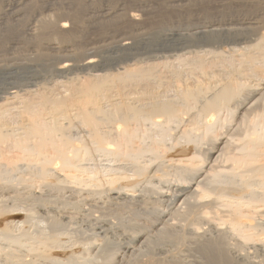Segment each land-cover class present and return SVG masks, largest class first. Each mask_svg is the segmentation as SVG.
<instances>
[{
  "label": "bare ground",
  "instance_id": "obj_1",
  "mask_svg": "<svg viewBox=\"0 0 264 264\" xmlns=\"http://www.w3.org/2000/svg\"><path fill=\"white\" fill-rule=\"evenodd\" d=\"M6 1L3 9H0V40L2 41L0 47H3L0 49V76L5 78L4 85L0 84L2 85L0 92L6 95L3 103L7 109L16 108L17 104L14 100H18L16 98L21 94L32 93L36 87L39 89L34 82L30 81L40 79L45 71L52 72L58 77L70 76L69 78L78 72H98L120 62L119 58L105 54L123 52L122 56L126 58L139 45H144L151 50L155 46H162L163 50L171 51H185L192 47L206 46V48L220 49L221 54L231 53L233 57L236 54L235 47L247 45L246 50L249 52V47L254 43L255 48L252 47V49L257 51H250L258 53V57L261 56L264 62L263 11V13L247 14L239 11L233 13L228 9L229 13H223L221 10L222 13L207 19L197 15L192 19L191 24L186 19L188 24L182 25L183 28L160 23L146 32L145 26L142 25L143 28L139 26L141 24L138 25L137 15L130 9L126 10L124 3L121 2L113 7L98 5V8L91 9L94 7L91 6L90 10L87 3L94 0H41L43 4L41 13L34 10L27 16V8L32 0ZM186 2L187 0H169L168 6L180 8ZM85 10L92 24L124 20L123 23L130 27H124L126 30L120 28L124 30L121 32L110 30L107 33L106 31L101 40L89 43L86 51H83L84 56L79 57L76 50L74 51L70 46L72 43L69 40L72 37L74 39L79 28L82 29L83 26L80 27V24L83 22L81 18ZM54 11L66 12L73 22L51 18L50 14ZM86 18L83 15V20ZM22 23L24 25L22 29H25L23 32L20 30V36L10 38ZM132 25L134 26L131 28ZM76 36L75 38L79 37ZM149 36H153L155 40L148 41ZM46 37L50 39L40 44L42 51L35 45L27 44L29 42L33 44L32 39ZM67 41L71 44H65ZM23 44L27 46L23 48L22 53L20 46ZM206 50L204 49V52ZM250 55H247V58L252 61L253 54ZM247 58L246 61L243 59V62L250 64L251 61L248 62ZM148 68L149 75L151 73ZM144 69L138 71L134 68L135 71H130L123 77L138 76V74L142 77L145 73ZM235 72L237 70L231 73L235 74ZM238 75L240 77L234 75V78L230 75L232 81H229L228 77L227 83L222 84L221 81V85L219 80L222 77H219V86L216 88L214 86L215 89L211 87L214 89V94L208 98L206 94L211 91L209 87V92L207 91L206 94L203 89V91L187 90L188 88L184 90L182 87L181 95H178L179 93L178 96L169 97V95L163 102L154 103V101L146 100L148 102L142 103L141 100L142 104L139 102L137 104L140 106H134V101V107H131V104L128 106L125 104L127 102L112 101L109 104L111 109L107 111L106 108L104 112L102 109L100 111V108H95L97 105L95 101L99 99L97 96H101L105 80L99 77L94 80L86 79L85 83L81 81L83 84L73 87V94L70 93L73 95L72 99L74 97L81 99L77 105H74L79 111L74 110L77 112V118L76 113L71 114L75 115L74 119L81 116V119H78L79 122L75 120L78 123H75L74 129L78 134H82V137L88 135L89 146L86 143L74 144L68 136V139L65 137L63 144L59 145L57 143L59 141L55 138L61 130L56 128V122L46 123L30 119L28 123L23 124L24 122L20 120L22 124L18 129L19 139L16 140V144L13 143L20 151L8 157L3 149L4 145L2 146L6 137L4 133H0V264H264V260L258 263L256 260L253 261L252 257V259H249V256L243 257L239 249L249 244L247 249L252 248L259 253H264L262 226L252 221L253 215L264 219V79L262 82L258 80L261 83L250 85L244 93L241 90L242 85L240 86L242 83H238L243 75L241 76L240 73ZM104 77L107 75L105 74ZM211 84H213L212 80ZM201 87L203 88L204 85ZM30 88L31 90H26ZM202 92L205 94L204 97L201 95ZM96 97L98 99L94 101ZM68 99L65 102L68 103ZM92 102L95 103L91 104ZM192 104L199 105L198 113L201 117H198V113H196L197 120L192 115L188 116V124L182 112L188 108L191 109ZM91 105H94V108ZM197 108L192 106L193 110ZM187 110L184 112H188ZM66 111L64 115L67 118L71 117V114ZM222 111L227 112L224 116L241 115L242 122L243 119L248 118L245 114L254 113L252 115L257 118H253L256 119L254 123L250 121L251 128L249 126V128H241L243 132L239 136L240 140L233 138L237 142L229 139L232 138L230 135L236 134L234 129L237 125H235L233 129L230 127L229 136L227 134L226 137L216 141L213 138L209 139L208 142L212 148L202 150L203 147H199L202 143L194 137L192 127L197 128L196 122L199 124L198 121H200L202 125L199 124L198 127L202 126L201 129L205 130V135H207L206 132H214L216 119L219 120L220 117L217 115L220 112L222 114ZM101 112L104 115L101 116ZM189 113L187 114L190 115ZM181 115L184 116L185 121L181 119L183 118ZM214 117H216L215 122H212ZM140 121L156 126L157 130L170 123L179 125L180 121L188 125L192 124L191 129L180 130V128L178 133V130L175 131L179 135H177L178 138L175 137L176 139L181 137L188 144L192 142L193 146L189 149L180 147L181 149L174 150L173 145V147L161 145L163 141H160L161 143L154 141L149 145L141 142V146H136L135 143L139 139L136 130L130 125ZM103 122L112 123L106 131L104 130L106 127L102 131ZM115 123L121 126L117 124L116 127L112 126ZM99 126L103 127L100 129ZM177 126H175L176 129ZM238 128L237 126V131L240 133L241 129ZM157 130L155 133L158 132ZM157 134H159L158 137H166L160 131ZM177 141L182 143L180 139ZM208 146H210L209 143ZM169 148H172V151ZM164 150L168 151L167 154L161 155ZM91 152L99 153L107 163H104V169L108 174L106 179L102 177L105 179L103 185L95 180L96 183L85 186L84 182H87L89 178L87 181L80 178L81 171H88L80 162V157L91 155ZM31 153L36 156L32 157ZM143 157L144 161L141 159ZM220 159H222L221 162H228V168H225L227 170L220 169L218 163ZM138 160H142L145 164H140ZM216 163L220 167H217V171ZM237 169L244 172L237 173ZM23 173L27 178L24 179ZM91 177L90 180L94 182V178L91 179ZM168 177L173 178L174 183L172 181L171 186H166ZM12 180L18 181V185H12L14 184ZM156 188L160 192L155 190ZM163 188L167 191L165 192ZM154 193L158 199L152 197ZM242 206L245 209L242 210ZM218 216L224 229L218 226L221 223L215 222ZM259 230H262L263 234L258 233ZM226 237L233 238L239 250L234 249L235 245L233 249L229 248Z\"/></svg>",
  "mask_w": 264,
  "mask_h": 264
},
{
  "label": "rangeland",
  "instance_id": "obj_2",
  "mask_svg": "<svg viewBox=\"0 0 264 264\" xmlns=\"http://www.w3.org/2000/svg\"><path fill=\"white\" fill-rule=\"evenodd\" d=\"M101 1L102 0H94V2L87 3V7L89 9H90L91 6H94L93 8H91V9H94V8H98L99 6H102V5H108V6H111L112 5L111 7H113V6L118 5L120 2L121 3H124V8L126 10H129L130 9V11H132V13H134V14L137 15V18L139 19V20H137V22L139 21L138 22V25L141 24L139 26H142V25L145 26V31L146 32L147 31L149 32L150 30H152L151 28L156 27L160 23H165L168 26L169 25H174V26H179V27L181 26V28H183L182 25H185V23H187V21L190 22L189 24H191L192 19L195 18V16H197V15L200 16V17H203V18L205 17L207 19V18H210L211 16H214V15H216L218 13L220 14V12L222 13V11H223V13L224 12L225 13H227V12L229 13L230 10L233 11V13H236L237 11H239L241 13H247V14L248 13H251V14L252 13H258V12H262V11L264 12V0H240V1H238V0H224V1L223 0H187V2L185 3V5L181 6L180 8L179 7H176V8L169 7L168 6V1L169 0H106L107 2L104 1V0H103L104 2H101ZM243 1H245L246 3L244 4ZM258 1H259L260 5H258L259 4ZM6 2H7L6 0H0V9H3V7L6 5ZM30 4L31 5H29V7L27 8V16H29V14L32 13V11H34V10H37L36 12H38V13H41V11L43 10L42 9L43 4H42V1L41 0L40 1L39 0H32V1H30ZM88 5H90V6H88ZM251 5H253V7ZM145 6H147V7H145ZM142 9L144 11H142ZM248 9H249V11H247ZM39 10H40V12H39ZM85 11L83 12L82 18H81V20L83 22H81L82 24H80V27L83 26L82 29L79 28L78 29L79 31L77 30V32L74 35V39L72 37V39L69 40L72 44L69 41H67V43H65L67 45H70L71 44L70 46H72V49H74V51L76 50L75 52H76V54L79 57L80 56L81 57L84 56V53L85 52H83V51H86V49H87L86 47L88 46L89 43H91V42L93 43V41L94 42H97L98 40H101L103 38V36H105L106 31H107V33L110 32V30L113 31V32L116 31V30H118L117 32H121L122 29L120 30V28H123L124 29V27H130L128 25H125V23H123V22H125L124 20L112 21L110 23H107L108 25L105 24L106 22L99 23L100 25L98 23L92 24V22L90 21L91 19H89V16H87V11L86 12ZM57 13H58L57 11H54L53 13L50 14L51 16L50 15L49 16L51 18L52 17L53 18H56L57 20H63V21H65V20L68 21L69 20L68 21L69 23L70 22H73V21H71L72 20L71 19V16L70 15L68 16L66 12L63 11V13H62V11H59V13L58 14ZM56 14H57V16H56ZM58 15H60V16H58ZM65 15H66V17H65ZM83 15H84V18L87 17L84 20H83ZM43 16H45L44 13H43ZM138 16H140V17H138ZM42 18H46V17H42ZM186 19H188V20L186 21ZM87 20H88V22H87ZM85 22H87V23H85ZM115 22H116V24H114ZM117 22H118V24H117ZM24 23H26V21ZM84 24H85V26L86 25L87 26L85 27ZM111 25H112V27H111ZM22 26H24L23 23L21 24V26L19 27V29L16 30L11 35L10 38L19 37L20 36V30L23 32V30L25 29V28L22 29ZM69 26H70V24H69ZM133 26L134 25H132L131 28ZM83 30H84V32H83ZM124 30H126V29H124ZM124 30H122V31H124ZM80 32H81V34L78 35L77 33H80ZM76 34H77V36H76ZM75 36L76 37L79 36V37L78 38H75ZM10 38H8V39H10ZM37 38L31 40L32 43L34 42L33 44H31V42H29L27 44L28 45H35V47L37 46L40 50L42 49L41 48L42 45H40V44L46 42L47 39L48 40L50 39V37H46L44 39H42V38L37 39ZM43 40H45V41H43ZM152 40H155V38H153V36H149L148 41L151 42ZM24 44H26V43H24ZM24 44L22 45L24 47L20 46L22 53L24 51L23 48H25L27 46V45L25 46ZM0 45L2 46V41L1 40H0ZM73 45H74V47H73ZM246 46L247 45H245V46L242 45V47H241V45H240V46H238L239 49H238V47H235L234 48V51L236 50V52H234V53H236V54L232 53V54H234L233 57H232L231 53H228V54L226 53L225 54V52H224L223 54H221V50L220 49H213L211 47H207L206 48V46H199L200 48L199 47H192V48H189V49H187L185 51H171V50H165V49L163 50V47L162 46H155V47L152 48L153 50H151V49H147V47L144 46V45H141V46L139 45V47H137L136 49L132 50L130 52L131 55L129 57H126V58H124L122 56L123 52L122 53L119 52L118 54H105L106 56L109 55V56H114L116 58H119V61H120V62H118V64H120L119 67H117L118 64H116V65L114 64L115 66H113V64H112L110 66H107L108 69H106V68H104L105 70L102 69L103 71L102 70L101 71H98V72L86 71V73L84 71H83L84 73L78 72L79 74L78 73H75L76 74V75L74 74L75 76H72L71 75V78H69L70 76H67V77H63V76L62 77H58L55 74H53L52 72L45 71L44 73L41 74L42 76H41L40 79L38 78V79H36L34 81L32 79V81H30V82H34L36 84V86L39 87V89L36 86L35 87L37 89L35 87H31L33 89L35 88L34 90L32 89L33 90L32 93L30 92V93L23 94V95L21 94V96H19V97L16 98L18 100H14L15 104L18 105V106L17 105L15 106L17 109L16 108H13V109H7V108H5L3 102H4V98L6 97V95L0 92V107H1L0 108V131H1L0 133H4V135L6 137V139L4 137L5 141L4 142L2 141L3 142L2 146L4 145L3 149L5 150V153H6V155L8 157H10V156L12 157L14 154L19 153L20 149L16 145H14V144H16V140L19 139L18 129L21 127V124H22V123H20L21 122L20 120H22V122H24L23 124H26V123H28V120H30V119H32V121L33 120L34 121L35 120H41L42 122L45 121L46 123L47 122L48 123H51V122L54 123V122H56V124H55L56 128L59 129V130H61V131L63 130L62 132L59 131L57 133V137L55 138L56 141H59V142H57L59 145L63 144V141H65V139L66 138L68 139V137H69V140H71V142H74V144H76V143L77 144H81V143L85 144L86 143V145L89 146L90 145V142H89L90 139L87 137L88 135L85 136V137H82L83 135L82 134H78L76 132V130L74 129V127L76 125L75 123H78L79 122L78 119L79 120L81 119V116H79L80 118L76 119L77 118V112H79V111H78V109L76 110V107L74 105H77V102L78 101H81V99L80 98L78 99V97H74L72 99V96H73L72 95L73 94L72 92H73V89L75 88V86L76 87L77 86H80L81 84H83L82 82H84V81L86 82V79L87 80H92V79L94 80V78L97 79V78L100 77L99 74L103 75L100 78L102 80L103 79L105 80L104 81V88H103V90L101 92V96L100 95L97 96V97H99V99L97 97L94 99V101L96 99H98L97 101H95L97 103L92 102L91 104H94V103H95V105L97 104L95 106V108L96 109H99L100 108V111L103 110V112L106 111V110L108 111V109H111V106L109 107V104L112 101H121L123 103L124 102H127L125 104H127V106L131 104L130 105L131 107L140 106V104L139 105H137V104H138V102L141 103V100H142V103L148 102L146 100H149V102L154 101V103L155 102H160V101L163 102V101L166 100V98L168 99V96L169 95H170L169 97L175 96L178 93H179L178 95H181V93L183 92V90L181 92L182 87H183L184 90H186V88H188L187 90H195V89L196 90H199V89L202 90L203 89L205 94L207 93V91L209 92V89H211V91H210L211 94L210 93H207L206 94V98H208V97H210V96H212L214 94V89L216 88V86H219V84H220L221 81H222L221 82L222 84H225V83H227V81L230 79L231 76L233 78L235 76L237 77V76H239L238 75L239 73H240L241 76L243 75L242 76L243 78L241 77L240 82L238 81V83H242V84H240V86L242 85V87H243V88L241 87V90H243V92L245 93L247 91V89L250 88L249 87L250 85H254V84H257V83H261L262 82V79H264V65L262 64L264 62H262L263 60L261 59V56L258 57L259 56L258 53H253V52H256L257 51V50L254 51L255 49H252V47L255 46L254 43H253V45H251L249 47V52H247L248 50H246ZM2 48L0 47V49H2ZM240 48L241 49L244 48V49L241 50ZM204 49H207L209 52L207 50L204 52ZM237 49H238V51H237ZM239 50H241V51H239ZM250 50H252L253 52L250 51ZM78 51H79V53H78ZM182 52H185L187 54L182 53ZM240 52H241V55H240ZM81 53H83V54H81ZM207 53H209V54H207ZM212 53H214V55ZM248 53H250V54L252 53L253 54L254 57L252 56V61L247 58V55L251 56ZM245 54H246V56H245ZM102 55L105 57L104 54H102ZM238 55H239V57H238ZM131 56H132V58H131ZM122 57L124 58V60L122 59ZM243 57L244 58L246 57L248 59L247 60L248 62L250 60L251 61V62H249L250 64H248L247 62L245 64L244 62L246 61V58L244 59ZM249 58H251V57H249ZM121 59H122V61H121ZM127 59H129V60H127ZM243 59L245 60L244 62H243ZM164 60H166V61H164ZM255 60H257V61H255ZM243 64H245V65H243ZM239 66H240V68H239ZM249 66H250V68H248ZM125 68H126V71H125ZM134 68H135V70L138 69V71L140 69L146 68V70L144 69L145 71L143 70L146 74L148 73L147 72L148 71L147 68H148L149 69V73H151V74L144 75L145 74L144 73L143 75L141 74L142 77L139 76V74H138V76L135 75V76H131V77L128 76L127 77V75H126V77H123L128 72L133 71ZM150 69H151V72H150ZM127 70H129V71H127ZM234 70L235 71L237 70V72H239V73L238 74H237V72H235V74L234 73H231L232 71L234 72ZM229 72H230V74H228ZM218 73H220V74H218ZM87 74H88V76H87ZM105 74L107 75V77H104ZM222 74H225V75L222 76ZM227 74H228L229 79H228V77H226ZM213 75H215L216 77L213 76ZM144 76H147V77H144ZM257 76H258V78H257ZM0 77H1L0 78V84H3L4 85V82L3 81L5 80V78L3 76H0ZM74 77H76L77 80L74 79ZM206 77H208V78H206ZM219 77L220 78L222 77L221 80H219L220 79ZM214 78H217V79H214ZM223 78L225 79L226 82L224 81ZM250 78H251V80H250ZM254 78H256V79H254ZM204 79L205 80L208 79V81L206 80L207 81L206 82ZM226 79H228V80H226ZM70 80H72V81H70ZM199 80H201V81H199ZM211 80H212V83L213 84H211ZM214 80H215V83L216 84L214 83ZM218 80H219V84H218ZM247 80H248V82H246ZM258 80L261 81V82H259ZM202 81H204V82H202ZM223 81H224V83H223ZM229 81H232V79H230ZM201 82H202V85H204L203 88L201 87L202 85H200ZM205 84H206V88L207 89L209 87L208 90L205 88ZM188 86H191V87L189 88ZM214 86H215V88H214ZM0 87H2V85H0ZM177 87H179V88L177 89ZM211 87H213L214 89H212ZM31 88L30 89H26V90H31ZM23 90H25V89H23ZM178 90H179V92H178ZM70 93H72V94H70ZM205 94H203V92H202L201 93L202 97H204ZM65 96H66V98H64ZM68 98H70V99H68ZM67 99H68V103L65 102V101H67ZM125 99L127 101H125ZM59 100H60V102H59ZM72 100H74L76 102L73 103L74 101L72 102ZM69 101H71L72 103H70ZM136 101H137V103H136ZM133 104H134V106H133ZM22 106L24 107V109H22L23 108ZM102 106H103L104 109L102 108ZM192 106H193V108H197V106H198V108L195 109L197 112H195V110L192 109ZM92 107L94 108V105ZM199 108H200L199 105L192 104L191 105V109L190 108H188V110L186 109L188 112H184L186 110H184L182 112V114L184 113L183 115L185 116V118H187L186 121L184 119V116H182V115L181 116L183 118H181V119L184 120L185 122H187L189 120L188 118L191 117V115H192V117L195 118V120H197L198 117L199 118L201 117L200 116V113H198ZM64 110L65 111L67 110L70 114L71 113L72 114H75L76 113L75 114L76 115V118L74 119L75 115H73L74 116L73 117L72 114H71V117H68L69 118L68 119L64 115V112H65ZM74 110H76L77 112H74ZM190 111L192 113H189ZM103 112H101L102 113L101 116L104 115ZM187 113H189L190 115H188ZM196 113H198L199 116ZM23 114H24V116H23ZM185 114H187V115H185ZM193 114H194V116H193ZM219 114L217 116L218 117L220 116L219 117V120L221 119V122H220L221 124L219 123V120L218 119H216V122H215V118L217 116L214 117V119L212 120V122H215L216 123V125H215L216 127L213 129L214 132H212V133L206 132L207 135L204 134L205 133V130L204 129H201L202 126L201 127H198L199 124L201 123L200 121H198L199 124H197V122H196V126L198 125L197 128L196 127L194 128V126L192 127V124L191 125H188L189 124L188 122H187L188 123L187 124V123H184L182 121H180L181 124L183 123L182 125L180 124V122H179V125L176 124V123H170L168 126H165L163 128H160L159 130H157V128H155L156 126H153V125L151 126L148 122L146 123V122H143V121L136 122V123L134 122V123H132L130 125V127H132L133 129L136 130V134H137V137L139 139L138 140L139 142L136 141V143H135L136 146H141L140 145L141 142L142 143L144 142L145 145H149V144H152L154 141H158L159 143H161L160 141H163L164 143H167V144H164L162 142L161 145H166V146L168 145V147L169 146H171V147L174 146L175 147V148H173L174 150L175 149L178 150V149H181V148H183V149L192 148V146H193V143L192 142H191L192 144L190 142H189L190 144H188L187 142L185 143L184 139H181V137H179V139L182 142V143H180V141L179 142L177 141L179 139H176V137L178 138V136H179L177 133L180 130H182V129H187L188 130V129H191V127H192L191 130H192V133L195 134L194 137H196V140H198V141L200 140V143H202L201 144L202 146L199 144V147H203L202 150H205V149H208V148L209 149L212 148V145L210 144V142H208L209 139L213 138L216 141L217 139H219L221 137H224L225 135L227 136V134L229 136V131L231 130V128L233 129L235 125H237L239 127L238 129H241L243 127L245 128V127H248V126L251 128V126H250L251 125V122L254 123V120L256 121V119H253V118L254 117L257 118L256 116H253L254 113H252L253 115L250 114L251 117H250L249 114H245L246 116L243 114L245 117L248 116V118L243 119V122H242V120H241L242 116L241 115H239L238 117H236L234 115L231 116V117H229L230 115L224 116V114H227L226 111H225V113H224V111H222V114H221V112ZM222 115L224 117H226V118H224ZM99 116H100V114H99ZM240 116H241V118H240ZM51 117H53V118H51ZM72 117H73V119H72ZM221 117H223V119ZM245 117H243V118H245ZM202 118H201V121H202ZM237 118H239V120L241 122ZM24 119H25V121H24ZM51 119L52 120L54 119V120L52 121ZM66 119H67V121H66ZM70 119H72V121H70ZM206 119H207V117H206ZM247 119H249V120H247ZM75 120L78 121V122H76ZM217 120H218V122H217ZM70 122L72 123V125H71ZM217 123H219V124H217ZM253 123H252V125H253ZM65 124L66 125L67 124H70V126L67 127ZM102 124H103L104 127L102 126L103 127L102 128V127L99 126L100 129L102 128V131H104V130L106 131V129L108 130L111 127L110 125L112 123H107V122L104 123L103 122ZM102 124L100 123V125H102ZM106 124H107V126H106ZM116 124L117 123L113 124L112 126L115 125L114 127H116L118 125V124L117 125ZM174 125L175 126L178 125L177 126L178 128L176 129V127ZM194 125H195V123H194ZM200 125H202V124H200ZM16 126H17V128H16ZM217 126H219V127H217ZM237 126L234 129L235 130L234 132L236 134L233 133V135H230V137H232V138H229L233 142H237V141H235L237 139L240 140V137L239 136L241 135V132H243L242 129H241V131L239 133L237 131ZM188 127H190V128H188ZM193 128L195 129L194 132H193ZM154 129H156L158 132L160 131L161 133H164L166 135V137L165 136H164L165 138L158 137L159 134H157L158 132L155 133L156 130H154ZM178 129H180V130H178ZM175 131H177V133ZM246 131H247V129H246ZM249 132H250V130H249ZM244 133H246V132H244ZM16 134H18V136ZM58 134H60V135H58ZM236 135L239 138L238 137L236 138ZM154 136H156V137L154 138ZM16 137H18V138H16ZM234 137H235V140L233 139ZM22 138H24V137H22ZM203 138H205V139H203ZM57 139H59V140H57ZM82 140H83V142H82ZM26 142L28 143V141H26ZM158 142H155V143H158ZM207 142L209 143L210 146H208V143ZM179 143H180L181 146L179 145ZM206 143H207V145H206ZM14 146L17 147V148H15ZM9 149H10V151H9ZM169 149H171V151H172V148H169ZM166 152H168V151H166ZM166 152L164 150V152L161 155H166L167 154ZM88 155H86L87 157L85 155L83 156V158H82V156L80 157V162L84 165V167L86 166V168L88 169V171L87 170L81 171L80 174H82V175H80L81 176L80 178H82V180H84V181H87V179L89 178V180L87 181L89 183L84 182L85 183V186H87V184L88 185L89 184L91 185L92 183H96L95 180L97 182H99V184L103 185L104 182H105V179L107 178L106 175L108 174V173H106V171L104 169L105 164H107L104 161L105 158H103L99 153L98 154L97 153L94 154L93 152H91V155L90 154H88ZM31 156L34 157L36 155L33 156V154H32ZM31 156H29V157H31ZM81 158H82V160H81ZM141 159L144 161V157L141 158ZM142 160H140V161L138 160V161H139L140 164L142 163V165H143L145 163L142 162ZM221 160L222 159H220V162H218L220 164V167L221 168L218 167L217 165H219V164L216 163V169H215L216 171L218 170V168H220V169H223L224 168L223 170H227L225 168H228V165H229L228 162L227 161H224V162L222 161L223 162L222 163ZM108 164H110V163H108ZM223 164H227V165H223ZM89 168H90V170H89ZM238 169L240 170V168H238ZM238 169H237V171H238ZM99 170H101V171H99ZM243 172L244 171L242 170V172L238 171L237 173H241L242 174ZM24 175L25 174L23 173V177H24ZM90 177H91V179L94 178L93 179L94 182H92L90 180ZM102 177H104L105 179L102 178ZM25 178H27V176H25L24 179ZM171 178L170 177L167 178L168 185H166V186H171L174 183L173 178H172V180H170ZM172 181H173V183H172ZM16 182H14V184L12 183V185H18V181H16ZM7 184H8V182H7ZM28 186H29V184H28ZM158 188H159V186H158ZM253 188L256 189L255 187H253ZM155 190H158V189L156 188ZM163 190L165 192L167 191L165 188H163ZM164 191H162V192H164ZM158 192H160V191L158 190ZM83 196L85 197V194H83ZM152 197L154 199H158L156 193H154V196L152 195ZM161 207H163V205ZM241 208L243 210L244 206H242ZM218 218L220 219L219 216L217 218H215L216 219L215 222L217 221V222L221 223L218 226L224 229L225 227H223L224 226L223 223L220 222L221 219L220 220H217ZM252 218H254L252 220L253 223L254 224L257 223V225L262 226V230L264 232V223H263L264 222V219L263 218L261 219L260 216H256V215L255 216L253 215ZM262 230L261 231L259 230L258 233L263 234ZM258 233H257V235H258ZM227 238L229 239V241H228ZM226 240H227L226 241L227 244L230 245V246H228L229 248L233 249V247L235 245V248L234 249H238L236 247V243H234V239L233 238L226 237ZM120 242H122V241H120ZM120 244H122V243H120ZM248 245L247 246L245 245L243 248H239L240 249V253H242V256L243 255H244L243 257L249 256L250 257V258L248 257L249 259H252L253 258L252 260L253 261L256 260V262H258V263L263 262L264 256L262 254H264V253H262V252L259 253L258 250L252 249V248L247 249ZM243 249H244V251H243ZM249 251H251V252L248 253ZM244 253H246V254H244ZM257 259H258V261H257Z\"/></svg>",
  "mask_w": 264,
  "mask_h": 264
}]
</instances>
